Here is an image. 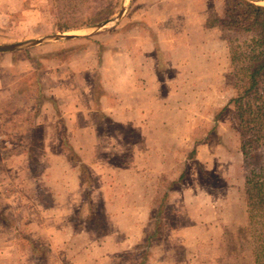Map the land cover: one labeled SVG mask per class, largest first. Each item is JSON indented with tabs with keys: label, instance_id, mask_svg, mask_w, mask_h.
I'll return each instance as SVG.
<instances>
[{
	"label": "rangeland",
	"instance_id": "374dc122",
	"mask_svg": "<svg viewBox=\"0 0 264 264\" xmlns=\"http://www.w3.org/2000/svg\"><path fill=\"white\" fill-rule=\"evenodd\" d=\"M123 1L0 0V44ZM229 2L126 0L0 52V264H264L263 102L229 103L255 34Z\"/></svg>",
	"mask_w": 264,
	"mask_h": 264
},
{
	"label": "trees",
	"instance_id": "16d2710c",
	"mask_svg": "<svg viewBox=\"0 0 264 264\" xmlns=\"http://www.w3.org/2000/svg\"><path fill=\"white\" fill-rule=\"evenodd\" d=\"M222 24L255 34L254 48L249 52V63L245 67L246 84L244 89L236 97L230 98L229 103H238L245 98L252 97L262 99L263 104L255 108L253 120L260 124L264 123V5L255 4L246 0H230L225 11V18ZM254 129V127H253ZM257 141L264 139V125L259 127ZM255 139H249L251 148L243 147L244 162L249 168L245 184L249 190L257 191L264 200V142L254 144Z\"/></svg>",
	"mask_w": 264,
	"mask_h": 264
},
{
	"label": "water",
	"instance_id": "95a60500",
	"mask_svg": "<svg viewBox=\"0 0 264 264\" xmlns=\"http://www.w3.org/2000/svg\"><path fill=\"white\" fill-rule=\"evenodd\" d=\"M125 1H123L119 11L115 16L112 18L103 20L101 22H97L94 25L88 27L90 29V32L87 34H77V33H54V34H49L40 38H33V39H27L23 41H18V42H11V43H4L0 44V52H10V51H15L27 47H32L36 46L45 42L49 41H57V40H69L73 38H79L91 33H95L103 28H105L109 23L111 22H117L123 15V12L125 10ZM252 3H258V2H264V0H246Z\"/></svg>",
	"mask_w": 264,
	"mask_h": 264
}]
</instances>
